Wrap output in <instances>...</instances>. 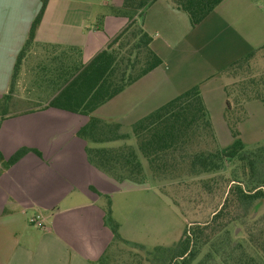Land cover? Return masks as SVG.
I'll return each instance as SVG.
<instances>
[{
  "label": "crops",
  "instance_id": "crops-1",
  "mask_svg": "<svg viewBox=\"0 0 264 264\" xmlns=\"http://www.w3.org/2000/svg\"><path fill=\"white\" fill-rule=\"evenodd\" d=\"M101 6L109 14L101 15V10L83 0L49 1L36 33L37 47L24 62L19 78L21 81L24 72L27 91L40 93L45 99L41 104L35 102L38 107L14 112L22 106L17 99L19 81L14 94L7 98L16 60L42 3L0 0V264H97L119 245L105 224L109 205L120 237L130 242L117 207L133 204L140 208L143 199H157L160 192L170 197V183L166 192L158 193L149 181L144 185L118 182L93 167L87 158L88 144L78 137L90 118L46 109L51 89L39 79L40 65L49 62L43 47H60L57 56L76 48L81 52L82 63L87 65L128 25L126 18L112 14L123 6V1L102 0ZM138 22L153 38L152 49L163 64L92 115L120 124L124 131L196 86L210 113L212 105L203 91L231 64L264 46V5L252 0H224L195 28L170 0H157ZM157 22L159 27L155 26ZM109 27L121 28L116 36L103 42L100 34ZM160 28H165L164 38ZM158 37L163 44L161 50L155 48ZM180 44L190 51L180 55ZM86 53L95 55L88 63H84ZM66 56L73 62L72 52ZM192 58L195 60L190 61ZM254 102L264 101L245 103V114ZM211 123L219 145L221 136L212 120ZM127 142L107 146H132ZM22 150H27L26 154L9 164ZM35 216L41 217L43 227L31 222Z\"/></svg>",
  "mask_w": 264,
  "mask_h": 264
},
{
  "label": "trees",
  "instance_id": "trees-1",
  "mask_svg": "<svg viewBox=\"0 0 264 264\" xmlns=\"http://www.w3.org/2000/svg\"><path fill=\"white\" fill-rule=\"evenodd\" d=\"M49 1L41 0V10L17 57L8 99L15 92L24 62L37 47L36 33ZM156 1L123 0V6L114 9L112 14L126 18L128 25L87 65L82 63L81 52L76 48L68 52L63 49L57 56L62 50L60 47L44 46L49 62L40 65L39 79L51 89L46 109L55 108L90 118L78 132V137L88 144V161L118 182L162 184L213 176L209 181L201 179L194 184H201V196H211V216L205 222L189 224L172 247L158 246L149 252L146 246L122 240L109 205L105 224L111 229L114 242L147 251V258L138 264H264V146L245 151L239 129L246 116L243 105L264 101V77H249L247 81L243 78L234 84L235 98L233 103L228 101L225 118L235 143L225 150L217 144L199 86L135 123L130 133H125L120 124L92 117L99 108L162 66V59L152 49L153 38L138 22ZM170 1L187 14L192 28L224 2ZM69 52H72L73 62L66 56ZM260 53H264V46L234 62L221 74L236 78L247 75ZM131 139L135 140L136 147L107 146ZM26 152L20 151L9 164L16 163ZM225 165L230 171H225ZM108 256L104 255L97 264H108Z\"/></svg>",
  "mask_w": 264,
  "mask_h": 264
},
{
  "label": "rangeland",
  "instance_id": "rangeland-1",
  "mask_svg": "<svg viewBox=\"0 0 264 264\" xmlns=\"http://www.w3.org/2000/svg\"><path fill=\"white\" fill-rule=\"evenodd\" d=\"M85 3L89 2L97 11L101 10V15L109 14L108 9L101 6L102 0H83ZM115 1V0H114ZM123 1V0H117ZM111 2V0H110ZM260 5H264V0L257 2ZM183 15L188 18L187 14L182 12ZM144 18L141 20L143 22ZM189 20V18H188ZM119 24L120 22H117ZM150 21V20H148ZM123 23H126L123 21ZM160 23H156L158 26ZM159 27V26H158ZM121 27L108 28L105 32L100 34L101 40L107 41V39L112 38L111 36H116ZM161 34L165 32V28L158 29ZM164 38V34L160 35ZM161 37H158L155 48L161 50L163 47L160 41ZM189 44V43H188ZM179 46H182L180 44ZM187 46L183 45L179 53L184 54V50ZM184 50V51H183ZM163 52V51H162ZM94 53H86L83 55L84 63L91 61L95 55ZM165 54V53H163ZM190 56V53H186ZM166 56V55H165ZM192 58L190 61H194ZM249 77H255L260 79L264 77V53H260L255 59L252 65V70L247 72V75L236 78L235 76H224L219 75L214 78L211 82V86L207 87L203 93L208 99V104L212 105L209 110L210 118L214 122L215 130L217 129L220 134L219 145L220 149L231 148L235 140L229 132V128L224 117V112L227 114L228 106L227 103L230 101L233 103V98H235V93L232 91L234 89V84L242 81L243 78L249 80ZM27 77L24 72L21 74V81L18 86L17 99L20 102L21 107L13 109L14 112L17 110L28 109L29 106L38 107L39 104L43 103L45 96L34 91H27L29 88ZM42 99V102H41ZM47 99V98H46ZM171 100V99H170ZM32 101V102H29ZM37 102V103H35ZM35 104V105H34ZM2 105V104H0ZM8 107L11 104H5ZM246 111V116L243 118V123L240 124L239 129L241 132L240 141L242 142L245 151H251L258 147L264 146V102H254L249 105ZM11 112V111H10ZM223 113V115H222ZM125 133H130L131 129L124 131ZM227 136V138H223ZM128 143V142H127ZM132 143V144H131ZM129 142L132 146L136 147L135 140ZM218 144V143H217ZM144 166L147 168L145 161ZM225 171H230L228 165H225ZM211 175L202 176L201 178L191 179L188 182H170L169 194L165 193L159 194V198L146 201L143 199V204L139 207H135L133 204L128 208L125 205H119L118 216L120 215V220L124 222V234L130 238V242L138 243L140 245L146 246L147 250H152L155 247H172L180 240L185 228L194 222H205L212 213L213 203L210 202V195L205 194L201 196L200 188L201 184L198 183L199 180L209 181L212 178ZM154 192L162 190L167 191V183L157 184L155 182H150ZM203 187V185H202ZM207 192V191H206ZM213 195V194H212ZM204 198V199H202ZM209 198V199H208ZM219 201V199H216ZM124 206V210L121 213V207ZM120 207V209H119ZM139 208V209H138ZM138 209V211L136 210ZM145 251H140L138 248L126 246L125 244H119L116 246L112 253L108 256V264H138L139 261H144L147 258Z\"/></svg>",
  "mask_w": 264,
  "mask_h": 264
},
{
  "label": "built area",
  "instance_id": "built-area-1",
  "mask_svg": "<svg viewBox=\"0 0 264 264\" xmlns=\"http://www.w3.org/2000/svg\"><path fill=\"white\" fill-rule=\"evenodd\" d=\"M41 217L40 216H35L32 220H31V222L34 224V225H36V226H38V227H43V224L41 223Z\"/></svg>",
  "mask_w": 264,
  "mask_h": 264
}]
</instances>
